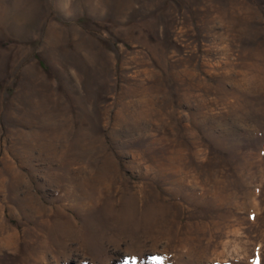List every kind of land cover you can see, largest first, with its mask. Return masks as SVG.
I'll return each mask as SVG.
<instances>
[{
  "label": "rangeland",
  "instance_id": "374dc122",
  "mask_svg": "<svg viewBox=\"0 0 264 264\" xmlns=\"http://www.w3.org/2000/svg\"><path fill=\"white\" fill-rule=\"evenodd\" d=\"M264 264V0H0V264Z\"/></svg>",
  "mask_w": 264,
  "mask_h": 264
},
{
  "label": "snow or ice",
  "instance_id": "6c2138e0",
  "mask_svg": "<svg viewBox=\"0 0 264 264\" xmlns=\"http://www.w3.org/2000/svg\"><path fill=\"white\" fill-rule=\"evenodd\" d=\"M125 264H126V262H125Z\"/></svg>",
  "mask_w": 264,
  "mask_h": 264
}]
</instances>
